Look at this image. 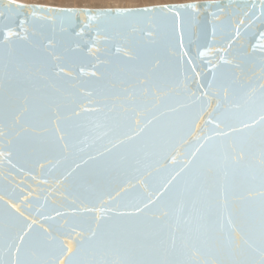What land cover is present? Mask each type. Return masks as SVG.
Listing matches in <instances>:
<instances>
[{"label": "snow or ice", "instance_id": "obj_1", "mask_svg": "<svg viewBox=\"0 0 264 264\" xmlns=\"http://www.w3.org/2000/svg\"><path fill=\"white\" fill-rule=\"evenodd\" d=\"M201 7L224 8H30L31 31L4 25L0 164L47 163L69 187L40 219L4 202L0 264H264V55L229 58L242 33L221 28L193 91L174 41Z\"/></svg>", "mask_w": 264, "mask_h": 264}, {"label": "water", "instance_id": "obj_2", "mask_svg": "<svg viewBox=\"0 0 264 264\" xmlns=\"http://www.w3.org/2000/svg\"><path fill=\"white\" fill-rule=\"evenodd\" d=\"M261 3L262 0H205L144 7L180 6L188 4H195L198 6L205 4H220L224 6L223 10L215 7L208 9L201 7L197 15L198 23L193 26L191 37H189L187 31L183 28L178 27L176 31V40L174 41L176 47L173 63L175 64L176 60L179 59L182 71L194 77L190 81L189 87L193 91H196L198 82L206 84L211 79L212 65L218 63L219 56L222 54L219 49L227 46V41L225 39L227 31H232L237 26H239L242 35L233 43L229 58H231L232 55L248 53L254 62H259L262 55H264V21L256 19V17L260 16ZM253 4L256 6L255 9L251 7ZM245 5L247 7H245ZM9 6H11L12 9H16L17 6H20L22 10L9 11ZM144 7L96 9L61 8L40 4H22L13 0H0V13L3 14L0 15V42L4 40L3 33L5 31V24H9L14 31H20L22 28H27L29 31L32 30L34 22L31 13L28 11L30 8L95 12L130 10ZM245 12L249 13V17H245ZM214 13L219 19L213 15ZM241 19L245 20V23L239 25L238 22ZM86 22L95 23V21H86L83 17L77 20L78 25ZM221 28H225L227 31L222 32ZM214 29L215 35L213 34ZM181 34H183V48L179 47ZM84 39H89V34H86ZM185 52L187 53L186 56L184 55ZM201 53H203V55H201ZM189 60L192 61L191 64L186 63ZM256 71L259 72V69L257 68ZM195 73H199L200 76L196 77ZM214 103L215 101H213V104ZM206 118L205 116V119ZM198 123L200 124V128L193 129V137L200 135L201 131H206L203 121H198ZM186 147L187 145L181 146L179 151H184ZM13 163L17 165L15 169L7 164L6 161L0 164V196L4 197V200H0V211H2L5 201L17 204L22 211L25 205L31 202L33 206V218L37 219L40 218L35 216L34 209L38 207L47 209L50 212L52 207L65 205L66 210L65 196L68 195L67 189L69 185L67 181L62 184L57 183V180L60 179V170L52 169L49 171L51 166L47 165V163H45L44 169L23 160L19 162L13 160ZM25 197L28 199L25 200ZM25 214L28 215L29 213L26 212Z\"/></svg>", "mask_w": 264, "mask_h": 264}, {"label": "rangeland", "instance_id": "obj_3", "mask_svg": "<svg viewBox=\"0 0 264 264\" xmlns=\"http://www.w3.org/2000/svg\"><path fill=\"white\" fill-rule=\"evenodd\" d=\"M22 4H40L61 8H135L205 0H13Z\"/></svg>", "mask_w": 264, "mask_h": 264}]
</instances>
